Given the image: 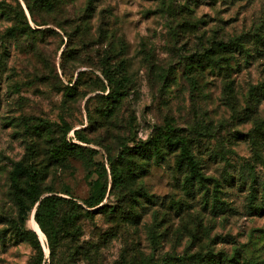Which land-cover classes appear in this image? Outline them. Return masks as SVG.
I'll list each match as a JSON object with an SVG mask.
<instances>
[{
    "label": "rangeland",
    "instance_id": "1",
    "mask_svg": "<svg viewBox=\"0 0 264 264\" xmlns=\"http://www.w3.org/2000/svg\"><path fill=\"white\" fill-rule=\"evenodd\" d=\"M18 164L45 264H264V0H0V264L38 255Z\"/></svg>",
    "mask_w": 264,
    "mask_h": 264
},
{
    "label": "trees",
    "instance_id": "2",
    "mask_svg": "<svg viewBox=\"0 0 264 264\" xmlns=\"http://www.w3.org/2000/svg\"><path fill=\"white\" fill-rule=\"evenodd\" d=\"M169 144L172 145L171 142ZM176 146L177 145H175V147ZM78 148L79 147L75 145H66V148H64L62 152L54 153L53 157L56 161H59L60 159L65 161L69 153ZM134 151L138 153L145 152L141 147L134 148ZM184 153H186V151H184ZM186 160L189 162L187 167L190 168L192 174L190 178L193 181L195 180V177L199 176L197 161L189 156H187ZM115 174L117 177V171L114 170V175ZM22 179L26 181L24 186H22L20 182ZM36 179L37 174L21 164L16 165L12 172L14 197L19 207L20 237L22 240L29 242L32 247L37 250L38 255L34 264H45L44 253L40 245L38 234L32 230H25V219L28 218L29 214L35 209V221L41 231L46 235L48 242L52 245L54 242L53 232L55 230V223L65 201L57 196L43 197ZM104 196L105 194L102 195L99 200L88 203V207L95 208L99 206L103 201ZM250 205L254 212H262L264 210V203H259L255 197L251 198ZM97 211L98 213H105L104 208H100ZM53 251L54 249L52 247V255Z\"/></svg>",
    "mask_w": 264,
    "mask_h": 264
},
{
    "label": "water",
    "instance_id": "3",
    "mask_svg": "<svg viewBox=\"0 0 264 264\" xmlns=\"http://www.w3.org/2000/svg\"><path fill=\"white\" fill-rule=\"evenodd\" d=\"M35 232V231H34Z\"/></svg>",
    "mask_w": 264,
    "mask_h": 264
}]
</instances>
